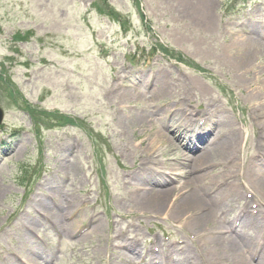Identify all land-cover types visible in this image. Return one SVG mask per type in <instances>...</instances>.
I'll return each mask as SVG.
<instances>
[{
    "label": "rangeland",
    "instance_id": "1",
    "mask_svg": "<svg viewBox=\"0 0 264 264\" xmlns=\"http://www.w3.org/2000/svg\"><path fill=\"white\" fill-rule=\"evenodd\" d=\"M244 50L257 53L245 72L231 56ZM0 108V264H228L231 238L215 252L183 224L191 212L160 215L139 199L147 186L178 187V154L194 158L234 129L235 167L209 158L191 174L209 171L218 202L234 193L204 232L235 236L225 232L251 197L247 175L228 177L264 131V0H0ZM200 116L204 138L185 135ZM49 207L68 213L59 221ZM260 220L235 233L256 241Z\"/></svg>",
    "mask_w": 264,
    "mask_h": 264
},
{
    "label": "bare ground",
    "instance_id": "2",
    "mask_svg": "<svg viewBox=\"0 0 264 264\" xmlns=\"http://www.w3.org/2000/svg\"><path fill=\"white\" fill-rule=\"evenodd\" d=\"M203 6V13L202 16L204 17V20L206 22H209V19L211 20L210 17H208L209 14V8L210 5L207 2H204L202 4ZM212 17V16H211ZM234 54V55H233ZM256 51L255 50H244L238 53H231V56L235 59L236 61V68L240 71L245 72L248 67H250L252 64V60L256 58ZM250 65V66H249ZM161 77V76H159ZM140 77H136V80L132 81V89H124L122 95L126 96L128 93L129 95L131 94V90H134L133 88L136 86V83L138 82ZM161 89L163 91H168L169 85L162 80V86ZM121 95V96H122ZM134 95V94H133ZM141 95V97L145 96V94H137ZM200 119H203L202 121H199ZM184 120L181 121L183 123ZM218 121L213 122L216 124ZM197 123L199 124H192L191 129L184 128V131H182L185 135L189 132L194 131L195 133L190 134V136H197V138L203 139L204 135H198L199 129H203L204 125L207 124V121L205 122L204 116H200V118L197 119ZM220 123V121L218 122ZM217 123V124H218ZM231 123V122H230ZM229 123V125H230ZM184 125V124H183ZM260 126H263L262 124H259ZM179 126V125H178ZM178 128L175 126V129ZM237 131V130H236ZM233 132L235 130L233 129ZM231 130L226 134L225 137H221L223 140V143L219 144L216 141H212V139L209 138L207 141V148H205L204 152L198 153L194 158H190L185 151H182L181 153H177L175 148L171 150L172 152H176L182 159L187 160L188 162L185 163L186 166L184 168L179 167L178 173H177V180L180 178H184L182 181H180L179 188L178 187H173V188H164V189H156L153 188L152 190L150 189L151 187L147 186L145 188H148L149 191L143 192L139 201L143 202L144 208H147L148 210H155V213H161L160 215H165L167 216L168 211L172 214L179 215L180 218H182L186 212H191L188 213L187 218L181 219L183 220V224H185L187 227H192L190 228L191 236L193 237V240L196 237V233L200 234V238L202 241H204V244L206 243L205 240L207 241V245H211L215 252L218 251V249H221V245L224 244V241L226 239H229L230 245L225 247V249L228 251L227 252V259L226 262L228 264H264V251L263 253L259 256L257 261H252V255H254V249H253V244L244 238V236H240L238 234H235V236H227L228 238L225 237H220V236H209L205 231V228L207 227L206 223L209 221L210 218L214 216V213L221 205V202H228L231 201V199L235 200L233 198L234 193L230 192L231 189L228 190L227 193L223 194V199L218 202L220 199L217 196V193L212 194L211 196L206 194V188L208 187L209 183L212 181V179L208 178V172L206 173H198V174H191L195 167H197L198 164H203L205 161L209 160V158H216V157H224L226 160L225 162L227 163V166L230 167H235V161L237 160V155L235 156V152H238L239 148V141L237 140V134L233 133ZM176 133V132H175ZM164 136V134H159V136ZM178 137H180V133L177 132L176 134ZM166 138V137H165ZM264 131L263 127L260 128L258 131L257 137L255 139V146H254V151L253 153H250L248 155V160L244 166V170L242 174H238L237 171L231 172L229 175L230 180H234L237 183L241 184L242 179L247 175V179L244 182L247 185V192L248 195L251 197L250 201H254L256 205H258L257 209L249 210L243 209L240 210L237 214V217L242 221H249L247 225H251L255 222L260 223L261 217H264V155L261 157H258L256 154V151L259 150L260 154H264V150H262V147L264 146ZM180 141V139H179ZM181 143V142H180ZM171 146V143H168ZM166 146V145H165ZM166 146L165 149H167ZM172 147V146H171ZM152 149V148H151ZM261 149V150H260ZM157 150V151H156ZM155 153L160 152V147H156ZM261 151V152H260ZM191 162V163H189ZM173 167V163H171ZM263 168V169H262ZM172 170H176L175 167H173ZM240 171V170H239ZM238 171V172H239ZM167 181L162 179L157 181V184H162ZM192 184L194 185V188L192 187ZM145 186V185H143ZM191 186V187H189ZM144 188V189H145ZM178 188V189H177ZM187 193H182L180 194L176 200L171 199L170 195L172 194V191L182 189L186 190L188 189ZM170 196V197H169ZM173 200V201H172ZM238 201V199H236ZM250 201L245 199V201L242 203L244 208H248ZM171 202V205L169 203ZM242 202V201H241ZM72 201L69 203L71 205ZM164 204H166L164 206ZM48 207V206H46ZM70 207V206H69ZM49 213L54 214L55 216L58 217L59 221L60 218L64 217V213L67 212L68 210H63L61 213L56 212L53 208L49 207ZM149 212V211H147ZM165 212V213H164ZM252 216H256L255 218ZM43 219V217H41ZM214 230V229H213ZM253 231V230H252ZM255 231V230H254ZM204 232V233H202ZM209 236V238H208ZM130 246V245H129ZM131 248V246H130ZM224 247L222 248V250ZM182 251L183 255H189L190 254V247H183ZM221 250V251H222ZM224 252V251H223ZM218 254V253H217ZM219 255V254H218ZM223 256V255H222ZM219 256H215L216 258H211L210 256H203L204 260H219L221 261L223 258ZM213 257V256H212ZM231 259V260H228ZM31 263L34 264L35 262L33 261V258L30 259ZM35 260V259H34ZM226 264V263H224Z\"/></svg>",
    "mask_w": 264,
    "mask_h": 264
},
{
    "label": "trees",
    "instance_id": "3",
    "mask_svg": "<svg viewBox=\"0 0 264 264\" xmlns=\"http://www.w3.org/2000/svg\"><path fill=\"white\" fill-rule=\"evenodd\" d=\"M60 118H61V120L59 122H57V125H62L64 123H70V121L68 120V118L66 116H61Z\"/></svg>",
    "mask_w": 264,
    "mask_h": 264
},
{
    "label": "water",
    "instance_id": "4",
    "mask_svg": "<svg viewBox=\"0 0 264 264\" xmlns=\"http://www.w3.org/2000/svg\"><path fill=\"white\" fill-rule=\"evenodd\" d=\"M1 117H2V111H1V109H0V119H1Z\"/></svg>",
    "mask_w": 264,
    "mask_h": 264
}]
</instances>
